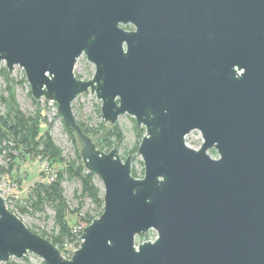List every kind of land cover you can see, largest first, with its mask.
Instances as JSON below:
<instances>
[{
  "label": "water",
  "instance_id": "1",
  "mask_svg": "<svg viewBox=\"0 0 264 264\" xmlns=\"http://www.w3.org/2000/svg\"><path fill=\"white\" fill-rule=\"evenodd\" d=\"M81 56L87 80L73 72ZM2 65L56 105L103 210L65 258L0 194V264H264V0H0ZM81 95L105 124L126 115L144 129L142 177L83 133ZM149 229L156 239L136 243Z\"/></svg>",
  "mask_w": 264,
  "mask_h": 264
},
{
  "label": "trees",
  "instance_id": "2",
  "mask_svg": "<svg viewBox=\"0 0 264 264\" xmlns=\"http://www.w3.org/2000/svg\"><path fill=\"white\" fill-rule=\"evenodd\" d=\"M0 77L6 85V95L0 93V153L5 152L8 159V173L9 171L11 173L16 159L24 160L25 157H29L38 159L41 162L46 161L48 169H53L52 171L55 174L51 182L46 180L37 181L29 186V192L24 199L25 205L16 206L20 214H41L44 212L45 206L52 209L54 216L53 228L50 233L26 227L48 240L62 254V246L65 243L74 242L75 237L72 230L78 222H83L87 226L102 213L103 193L94 184L95 176L84 169L74 133L66 127L62 119L63 130L74 147V158L72 159L64 158L62 151L52 141L49 135L50 125L46 123V118L40 108L37 107L33 114H25L19 109L10 88L13 81L4 67L0 69ZM28 94L31 96L30 91ZM33 103L38 106L36 101H33ZM96 111L99 116V108ZM57 117L60 118L58 113ZM76 121L83 133L92 138L96 148L105 153L113 147H118L122 142V134L116 125L106 127V124L101 120L95 127H90L77 118ZM131 121L136 137L132 151H136L144 130L138 128L133 119ZM42 127L43 131H41ZM13 152L16 154H13ZM54 165L57 166L56 169ZM40 176L44 178L42 172H40ZM131 176L136 178L133 169H131ZM65 181L78 184V189L73 192V198L77 203L76 209L70 210L64 198L62 184ZM85 200H89L94 209L81 215ZM7 208L9 209L8 205ZM10 212L15 214L12 210ZM70 215L76 219L73 225L68 220ZM78 246L79 244L76 245L77 248Z\"/></svg>",
  "mask_w": 264,
  "mask_h": 264
},
{
  "label": "rangeland",
  "instance_id": "3",
  "mask_svg": "<svg viewBox=\"0 0 264 264\" xmlns=\"http://www.w3.org/2000/svg\"><path fill=\"white\" fill-rule=\"evenodd\" d=\"M3 67V65H2ZM74 75L80 79L87 80L93 76L94 67L89 64L83 56L79 58L74 67ZM13 81L12 94L19 107V109L25 114H33L36 108L42 110L43 116L46 118V123L50 125L49 135L54 144L62 151V156L66 159L74 158V147L68 138V135L63 130L61 118L57 117L56 105L51 102H46L43 99L37 101L36 106L33 103V99L29 96V87L25 80L23 71L15 67L14 70L9 74ZM6 85L4 80L0 77V93L6 95ZM97 108H100V102L91 95H81L72 102V110L77 119L87 124L90 127H95L101 121L97 115ZM2 111V109H1ZM132 118L123 115L120 116L116 122L117 128L122 134V142L116 147L118 150L130 156L132 159L131 169L136 173V177L143 176V164L141 158L136 156V151H132L135 144L136 137L132 127ZM106 127H109L106 124ZM144 130V129H143ZM43 131V127L41 128ZM144 135V131H143ZM186 140L196 146L197 148L201 145V136L198 132H191ZM13 154H16L13 152ZM46 161H39L38 159H32L25 157V159H16L15 165L11 169V173L8 167V159L5 152L0 153V190L3 198L5 199L6 205L12 210L15 215H18L19 219L24 223L25 226L35 230H41L46 233H50L53 228V216L54 212L48 206L44 207L43 213L35 214H20L18 206H24V199L29 192L28 187L36 183L37 181H43L44 178L40 176V170L42 167H46ZM56 169L57 166L54 165ZM53 169L49 170L51 174L54 172ZM94 184L99 188L100 192L103 193V186L97 176L94 177ZM64 190V198L70 210L77 208V203L73 198V192L78 189L76 182L65 181L62 184ZM23 190V192H22ZM94 207L89 200H85L81 209V215L85 212L93 210ZM69 223L73 225L76 221L74 216H68ZM86 227L83 222H78L77 226ZM74 249V246H71ZM7 264H43L42 261L32 254H28L22 260L10 259Z\"/></svg>",
  "mask_w": 264,
  "mask_h": 264
},
{
  "label": "built area",
  "instance_id": "4",
  "mask_svg": "<svg viewBox=\"0 0 264 264\" xmlns=\"http://www.w3.org/2000/svg\"><path fill=\"white\" fill-rule=\"evenodd\" d=\"M189 135V134H188ZM187 135V136H188ZM186 136V137H187ZM185 137V138H186ZM40 172H42L43 176H44V180L46 181H53L54 177H55V174H51L49 172V169H48V166L46 167H42ZM0 194H1V190H0ZM2 196V194H1ZM3 197V196H2ZM84 227L82 226H76L73 228L72 230V234L74 235L75 237V240L74 242H68V243H65L63 246H62V255L65 257V258H70L72 256V254L74 253V251H76L78 248L76 247L77 244H80L81 240H80V235L82 233V230H83ZM74 246V249L71 247V246ZM79 247V246H78Z\"/></svg>",
  "mask_w": 264,
  "mask_h": 264
},
{
  "label": "flooded vegetation",
  "instance_id": "5",
  "mask_svg": "<svg viewBox=\"0 0 264 264\" xmlns=\"http://www.w3.org/2000/svg\"><path fill=\"white\" fill-rule=\"evenodd\" d=\"M129 29H124L126 31L133 30V27L131 25H126ZM84 57V56H83ZM85 58V57H84ZM143 129V128H142ZM187 146V145H186ZM210 152L214 153V149L209 150ZM216 153V152H215ZM157 237V232L154 229H149L144 234H141L140 236L135 238L136 243H144V242H153Z\"/></svg>",
  "mask_w": 264,
  "mask_h": 264
},
{
  "label": "crops",
  "instance_id": "6",
  "mask_svg": "<svg viewBox=\"0 0 264 264\" xmlns=\"http://www.w3.org/2000/svg\"><path fill=\"white\" fill-rule=\"evenodd\" d=\"M22 192H23V190H22Z\"/></svg>",
  "mask_w": 264,
  "mask_h": 264
}]
</instances>
